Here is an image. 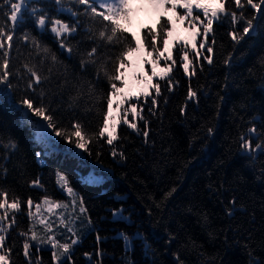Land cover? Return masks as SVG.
Instances as JSON below:
<instances>
[{
	"label": "trees",
	"instance_id": "obj_1",
	"mask_svg": "<svg viewBox=\"0 0 264 264\" xmlns=\"http://www.w3.org/2000/svg\"><path fill=\"white\" fill-rule=\"evenodd\" d=\"M20 2L0 0L5 32L13 28L11 4ZM241 3L244 8L226 0L237 20L221 16L214 21L204 49L199 48L203 36L197 38L200 57L189 44L188 72L180 60L183 49L173 47L170 38L176 64L168 78H153L160 94L153 91L147 99L132 101L137 111L142 108L143 119L129 114L128 120L139 131L121 122L111 145L107 135L99 136L111 93L105 70L116 74L117 58L132 44V32L120 42L107 41L100 36L107 21L78 0L22 3L11 48L0 49V62L8 59L12 73L11 86L0 84V191L7 193L9 204L17 197L20 202L19 210L9 209L0 221L9 264H264V5L257 12L246 0ZM248 19L255 29L244 34ZM53 20L75 31L57 37ZM161 25L167 27L162 17L152 28L160 32ZM191 31L186 21H176L173 36L185 38ZM233 32L242 38L233 40ZM144 44L146 56L152 51L150 38ZM157 46L163 47L160 37ZM165 64L161 59L158 70ZM149 67L144 65L146 71ZM28 68L41 77L38 84L31 83L35 77ZM117 87L122 85L117 82ZM190 90L196 95L189 97ZM25 97L34 106L42 102L57 129L71 133L79 123L86 148L76 147L74 136L66 139L52 129L41 134L44 122L20 103ZM120 99L114 97V117ZM245 141L251 150L242 147ZM58 173L66 176L73 194L61 188ZM136 233L143 239H131ZM124 236L130 238L127 247ZM50 238L68 243V253L60 255L62 249Z\"/></svg>",
	"mask_w": 264,
	"mask_h": 264
},
{
	"label": "snow or ice",
	"instance_id": "obj_2",
	"mask_svg": "<svg viewBox=\"0 0 264 264\" xmlns=\"http://www.w3.org/2000/svg\"><path fill=\"white\" fill-rule=\"evenodd\" d=\"M25 0H21L20 3H13L10 7V21L12 22L13 28L9 32H5L2 27H0V49L5 47L11 48V41L13 39V32L15 31V25L18 22V13L21 12L22 3ZM59 2V0H57ZM80 4L86 5V11H90L93 16L100 17L103 21H107L105 25V30L100 33L101 37H106L107 41L120 42L121 37H127L129 34V28L126 25H130L133 21V0H78ZM233 4L237 8H244V4L241 3V0H232ZM142 3L147 7L160 12L161 17L166 19L167 27L161 25V31L157 32L150 25L146 26L147 37L150 38V46L152 51L147 52V55H143V51L145 49V44L143 43V39L138 37L136 33H130L132 37V44L126 45L125 50L121 53L120 57L117 58V66L115 69V75H109L105 70V75L108 80L111 82V93L107 100V111L104 113V120L102 128L99 132V136L103 137L107 135V143L111 145L116 139L117 128L121 122L126 124L128 127L132 129H136L139 131L137 123L128 120L129 114H131L134 118L139 116L140 119H143V116L140 114L142 112V108L140 111H137L136 103H132L135 100L137 103L140 101L141 97L147 99L148 97L153 95V91L156 96L160 94V85L159 83H153V78L158 77L161 80H164L169 77V73L172 71L173 66L176 64V60L172 58L171 50L169 48V40L170 38L173 41V47L177 44L183 49L182 55L180 57L183 70L188 72L192 61L189 60L188 52H189V44L191 45L190 50L193 51L196 57H200L201 52L197 49V38L203 36V41L200 43L199 48L204 49L205 44L207 43V37L209 33L213 31V22L219 21L221 16H230L232 21L235 22L237 20V13L235 11L229 12L225 5L226 0H208V2H202V0H142ZM247 5H250L252 9H255L257 12H260L261 5H264V0H259V3H255L254 0H246ZM98 8H102L103 11H98ZM177 9H183V15H180L177 12ZM199 10V14L194 15V11ZM171 12L172 15L168 13ZM201 15L204 19H201ZM241 18H243V13L240 14ZM175 17V19L173 18ZM176 21L187 22V25L192 29L189 33L188 37L181 38L179 36L174 37L173 32L175 31ZM40 26L45 25V17L40 16L38 21ZM52 28L51 31L57 36L61 37L65 34H71L75 29L70 28L67 23H63L60 20L51 21ZM247 27L243 28L244 34H249L250 29L254 30L255 26L253 25L252 19H248L246 21ZM201 28L203 31L201 32ZM110 32V34H108ZM160 37L162 48L157 46V38ZM233 40L241 39L242 37H238L235 32L232 33ZM24 39L27 40L29 37L27 35L24 36ZM215 41H213L214 43ZM38 45V42H35ZM62 48L66 47V45L61 42L60 45ZM69 52L72 51L71 48L67 49ZM47 51V49H44ZM96 52V49L93 48L91 52L88 54L92 56ZM168 53L165 55V53ZM207 52L211 53L212 48L208 47ZM135 53V59H132V54ZM155 53L154 59H149V57L153 56ZM8 53L5 52L4 56H7ZM125 57H129L128 60H125ZM55 59V56H53ZM161 59H163L166 64L163 69H159V64ZM205 59L211 63L210 56H206ZM170 61V63H168ZM144 65H150L148 70L144 69ZM27 67V66H26ZM123 69V71H122ZM28 71L32 76L35 77V80L31 83L38 84L41 80V77L32 69L28 68ZM194 71V68H193ZM148 72L151 74L149 75ZM12 75L9 71V60L3 59L0 62V84H9V76ZM117 82H119L122 87H117ZM170 83V80H169ZM138 89V90H134ZM120 95L121 99L116 102L117 116H113V103L114 97ZM196 93L190 90L189 97L195 96ZM21 104L27 106V110H31L35 114L36 117L42 118L45 128L52 129L57 136H62L66 139H71L73 136L75 137L74 143L78 148H86L87 141L84 140V137L81 135V125L76 123L73 125L75 131L67 132L63 129H57L54 119L51 115H47V109L42 105V102L38 104V106H34L33 101L28 99L27 97L23 98L20 101ZM128 104L127 107H122L125 104ZM152 103L155 104V99L152 100ZM122 108V112H121ZM211 131V129L209 130ZM255 129H250V132H254ZM145 137H147L148 133L145 131L143 133ZM11 147H15V144H10ZM244 149L251 150V144L248 141H245L242 145ZM257 149H261V145H256ZM264 151V149H262ZM112 155H116V151L113 150ZM123 155V153H121ZM57 182L61 185V188L66 190L69 195L73 194V189L68 186V180L66 176L62 173L57 174ZM33 184H38V180H34ZM174 191V190H173ZM171 195V193H169ZM0 196L3 197V201L0 202V209H5L4 214L0 216V221H3L7 215L8 210H19L20 202L17 197L10 204L7 198V193L0 191ZM82 204L83 200L80 199ZM45 203H49L47 197H45ZM27 205L29 208L32 207L33 201L31 198L27 200ZM7 206V208H6ZM55 207H61L60 203H56ZM39 209V205L36 206ZM51 210V209H50ZM85 209L81 208V211ZM117 215H121V213H117ZM13 222L15 221V217H12ZM44 223V221H41ZM6 231L2 225H0V232ZM26 235V233H25ZM123 236V233H121ZM140 238L143 239L140 233H136L131 239ZM6 237L3 234H0V264H9L8 255L5 253L3 245ZM32 239H37L35 232L32 234ZM127 244L130 243V238L124 236ZM50 242L55 246H58L62 249L60 255H64L68 253L70 245L68 243L59 245L54 239L50 238ZM77 243L76 240L72 241V244ZM11 249L8 250L10 252ZM24 255L29 256V244L27 242L23 245ZM53 255L59 259L56 253ZM86 255H90L87 254Z\"/></svg>",
	"mask_w": 264,
	"mask_h": 264
},
{
	"label": "rangeland",
	"instance_id": "obj_3",
	"mask_svg": "<svg viewBox=\"0 0 264 264\" xmlns=\"http://www.w3.org/2000/svg\"><path fill=\"white\" fill-rule=\"evenodd\" d=\"M133 21L130 24V31L136 33L138 37L143 38V29L146 26L150 25L151 27L157 28L158 22L161 18V13L157 12L145 4L142 3V0H133ZM177 12L181 13V9H177ZM172 15L171 12L168 13ZM175 19V17H173ZM144 43V39H143ZM136 54L133 53L131 58L135 59ZM44 123H41V134H48L49 128H45Z\"/></svg>",
	"mask_w": 264,
	"mask_h": 264
}]
</instances>
